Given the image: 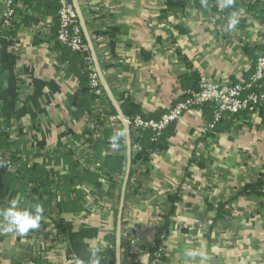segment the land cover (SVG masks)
I'll return each mask as SVG.
<instances>
[{"label":"crops","instance_id":"1","mask_svg":"<svg viewBox=\"0 0 264 264\" xmlns=\"http://www.w3.org/2000/svg\"><path fill=\"white\" fill-rule=\"evenodd\" d=\"M98 1L105 21L117 20L110 32L95 34L88 23L86 9ZM167 1L78 0L103 80L96 99L85 91L81 58L56 41V1L42 8L27 0L33 14L4 30L0 152L18 158L32 182L1 171L0 209L15 198L44 212L40 228L25 235L0 228V264L87 263L110 252L115 264L118 252L121 264L128 254L147 264L161 231L166 264H264V115L227 117L208 131L214 109L197 107L168 128L163 149L133 162L141 148L124 121L127 104L159 120L200 74L218 84L243 79L252 64L243 41L250 38V49L264 44V25L238 0L226 14L213 9L223 0H172L186 3L172 10ZM233 13L238 23L230 29ZM107 155L124 159L122 174H106ZM258 183L262 190L247 194ZM53 217L60 219L57 242L45 229Z\"/></svg>","mask_w":264,"mask_h":264},{"label":"built area","instance_id":"2","mask_svg":"<svg viewBox=\"0 0 264 264\" xmlns=\"http://www.w3.org/2000/svg\"><path fill=\"white\" fill-rule=\"evenodd\" d=\"M41 1H57L59 5L56 41L73 51L81 52L83 60L92 64V59L88 55V53H90V48L86 42L81 20L75 9L73 0ZM238 2L241 4V8H243L245 12H248L249 16H252L251 19L258 17V14L253 11L250 12L249 8L256 5L260 8L264 5V0H238ZM95 4L96 5L94 6L93 3L86 9L87 18L89 19L88 23L91 24L93 21L91 25H96V27H93V32L95 34L104 33L115 29L117 27V20L115 19L106 22L102 17V8H100L101 1H98ZM109 9L113 11L112 7ZM18 10H20L21 13ZM30 11L31 10L28 9L24 3L16 2V0H4L1 12L2 24L0 25V37L3 35L4 30H9L10 32L15 31L14 24L17 25L18 21L22 22L27 16L32 15L33 12L31 11L32 13H30ZM39 28L42 30L40 26ZM218 33L224 36L222 32L218 31ZM222 35L219 36L221 37ZM250 44V38L245 42L243 41V55L246 58L249 57L244 53V48L250 46ZM260 46H264V44ZM176 50H178L177 47ZM90 85L95 93L100 90L102 85L100 75L94 67H92L90 73ZM203 105H211L215 113L214 122L207 126L208 131L214 130L216 126L227 117H237L240 114H245L251 120H255L258 117L263 119L264 50L259 52L256 66L249 76L245 75L243 79L237 82L218 84L200 74L198 89L190 91L183 101L178 102L175 106L165 112L159 120L151 117L144 118L142 115H135L134 117L124 119V121L132 129L135 137H142L145 131H152L154 134V140H157L170 125L180 120L186 113ZM17 159L18 158H16V160ZM1 166H6L7 172L18 177V161L13 162L12 158L3 157L0 152V167ZM48 222L49 223L46 224L47 228L45 229H47V232L51 235V238L53 239L52 242L60 241V219L58 217H53ZM165 239L166 231H161L156 236L154 242L150 246V259L147 264H166L164 250ZM104 258L105 257L100 258L97 255L91 262L78 263L76 261H71L67 264H96L97 261L98 264H100Z\"/></svg>","mask_w":264,"mask_h":264},{"label":"trees","instance_id":"3","mask_svg":"<svg viewBox=\"0 0 264 264\" xmlns=\"http://www.w3.org/2000/svg\"><path fill=\"white\" fill-rule=\"evenodd\" d=\"M26 1L27 0H16V2H21V3H24V4H26ZM31 1L38 2V3H42L43 2L41 4L42 8H46L49 5L52 6V4H55L57 2V1L56 2H54V1L52 2V1H41V0H31ZM206 1L209 2L208 3L209 5H212L213 3H215L216 0H206ZM166 6H167V8H166L167 10H172V9H176V8L184 9V8H186V3L182 2V1L175 2V1H172V0H168L167 3H166ZM236 7H239V6L234 2L231 7H223V6L220 7V6L217 5V7L214 6L213 9L214 10H221L222 13L226 14L229 10L236 9ZM57 8H59L58 3H57ZM256 10H257V5L249 8L250 12L251 11L254 12ZM257 20L259 21L261 26L264 25V10L258 13ZM245 24H246V21H242L241 29L245 27ZM58 44L62 48H64V50H63L64 52H68L69 54H71V55H73L75 57L81 58L82 64H80L78 66H81V68H83V71H85L83 73V79H84V84L83 85H85V83H86L85 91L92 98L96 99V97L94 96L95 91L90 85V73L92 71L93 65L88 63L87 61L83 60L81 52L73 51L70 48L68 49L66 46L61 45L60 43H58ZM263 50H264V46H257L254 49H250L248 47L244 48V53L249 57V59L252 62L251 69H250V71L248 72V74L246 76H249L253 72V70H254V68L256 66V62H257V58H258V55L256 54V51L258 52V51H263ZM88 55L90 56V53H88ZM197 79H198V77L196 76L195 88L193 90L198 89V80L199 79L198 80ZM208 106L213 108L211 105H208ZM126 108H127L126 113H128L131 117H134L135 115H138L140 113V110L138 108L134 107L131 104H127ZM262 114L264 115V109L262 110ZM231 118H233V117H231ZM168 128L163 132V134L157 140H154V134H153L152 131H145L143 133L142 137H135V139H134V137H132V139L135 141V143L138 144V146H140V148H141V151L136 155V157H135L133 162L136 163L137 161H139V162L144 163L149 158V152L157 150V149H163L164 148L163 147L164 137H165V134H166ZM131 136H133V135H131ZM12 160H13V162L14 161H18V163H19V170H18L19 175H18V177L11 175L12 176V180H14L15 182H16V180H19V182L22 181L24 183L25 182L26 183L32 182L29 179L26 180L25 176H23L22 169H21V161L19 159L16 160L15 158H12ZM123 167H124V159L122 157H116V156H112V155H107L106 156V160L104 162L103 169H104V171L106 172V174L109 177H113L115 175L122 174ZM1 171L2 172H7V167L6 166H1L0 167V172ZM38 181L40 182V180H38ZM33 182L36 183V181H33ZM261 184L262 183H258L256 187H254V185H252L251 187H248L249 191H247V194H252L255 191L259 192L258 191L259 188H260V190H262ZM259 194H261V193H259ZM128 257L131 258V261L127 262L126 264H134L133 263V256L128 254ZM100 264H115V252H110V253H108V255H105V258L100 262Z\"/></svg>","mask_w":264,"mask_h":264},{"label":"clouds","instance_id":"4","mask_svg":"<svg viewBox=\"0 0 264 264\" xmlns=\"http://www.w3.org/2000/svg\"><path fill=\"white\" fill-rule=\"evenodd\" d=\"M234 0H223V7H231ZM238 23L235 14L229 17L228 26L233 28ZM44 208L39 203H33L29 207H21L18 199H12L8 207L0 209V228L5 232L25 235L30 230L40 228ZM99 249L93 251L95 256ZM98 264V261L96 262Z\"/></svg>","mask_w":264,"mask_h":264},{"label":"water","instance_id":"5","mask_svg":"<svg viewBox=\"0 0 264 264\" xmlns=\"http://www.w3.org/2000/svg\"><path fill=\"white\" fill-rule=\"evenodd\" d=\"M74 2V5H75V8H76V11L79 15V18L81 19V25L82 27L84 28V22L82 21V15H81V11H80V8H79V5H78V0H73ZM98 71V70H97ZM99 73V72H98ZM100 75V73H99ZM101 78V82L103 81L102 80V77L100 76ZM122 117H124L123 115H121ZM124 119V118H123ZM128 126V125H127ZM129 127V126H128ZM123 201H124V198L122 199V204H123ZM116 264H121V261H120V255H119V252L117 253V260H116Z\"/></svg>","mask_w":264,"mask_h":264}]
</instances>
